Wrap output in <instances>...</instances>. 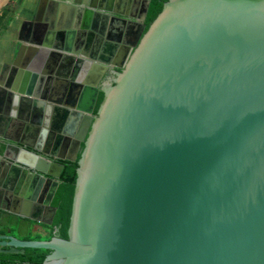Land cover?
Here are the masks:
<instances>
[{
  "label": "water",
  "instance_id": "water-1",
  "mask_svg": "<svg viewBox=\"0 0 264 264\" xmlns=\"http://www.w3.org/2000/svg\"><path fill=\"white\" fill-rule=\"evenodd\" d=\"M74 8L86 15L83 29L62 36L85 35L82 47H65L52 28L29 31L14 68L26 51L55 60L0 87V123L18 120L49 148L0 133L8 201L49 207L53 225L61 162L83 153L70 239L0 235V254L51 250L45 264H264V0H168L149 28L87 0ZM125 25L139 29L136 41L96 116L110 71L100 55L112 39L122 43L112 35ZM56 73L63 92L40 98L35 86ZM43 186L41 201L33 192Z\"/></svg>",
  "mask_w": 264,
  "mask_h": 264
},
{
  "label": "crops",
  "instance_id": "crops-1",
  "mask_svg": "<svg viewBox=\"0 0 264 264\" xmlns=\"http://www.w3.org/2000/svg\"><path fill=\"white\" fill-rule=\"evenodd\" d=\"M71 1V2H70ZM76 0H66L67 4H60L56 0H0V87L1 85H8L10 83L11 78L15 75H19V78L24 82L26 77V72L28 71L27 65H33L35 62L36 67H39L43 64H50L53 62L54 57L49 55L50 60L48 63L41 59L37 60L38 53H34L33 51H26L22 53L20 56L21 65H18V68L15 67V63H17V54L21 49V45H26L22 37H27L29 31L37 34L45 33L46 29L52 28L56 32H58L59 36L62 37L63 45L66 47H71V50H75L77 48H81L82 45L80 41L82 39H86L88 37L83 36V38L77 34H72L70 37L68 35L62 36V33L66 30H72L76 25L80 27L79 29H83V24L85 21V13L83 12L82 18L76 17L77 12L74 8V2ZM84 1V0H83ZM93 5H103L106 8L112 9L116 15L120 17H129L131 22H146L148 23V19L151 13V7L148 13V17L145 20L146 10H147V0H87ZM152 6V5H151ZM90 19L98 24L108 23L106 18L100 16L97 18L94 14L90 15ZM112 21H109V24ZM92 26H95L94 24ZM122 26V24H121ZM127 25H125L126 28ZM124 28V29H125ZM134 27H127L125 32L123 31L121 34L114 31L112 36L117 37L119 39L121 35L122 43L116 40L113 42L110 41L111 49L106 52V56L102 58L100 55L99 62L109 67L110 70L117 69V66L122 65L126 59L125 56L126 48L125 45H130L136 41L137 32L135 33ZM57 35V36H58ZM30 36V35H29ZM38 37V35H36ZM57 39V38H56ZM114 41H116L114 43ZM57 42V41H56ZM85 43V42H83ZM109 43V42H108ZM58 46H61V41L57 42ZM57 46V45H56ZM124 46V48H123ZM44 58V57H43ZM85 58V57H84ZM16 60V61H15ZM26 66L23 67V63H26ZM115 62V63H114ZM114 63V64H113ZM43 65V66H44ZM43 68V67H42ZM119 70V69H117ZM91 77L94 73L92 70L90 71ZM44 75V74H42ZM41 75V77H43ZM107 76V75H106ZM105 76V77H106ZM105 80V78H104ZM103 80V81H104ZM63 81L61 77L57 76V73L54 74L53 80L49 81V78L43 77L37 85L35 86L36 92L40 89V93L42 95H48L50 99H56L63 92ZM102 81V83H103ZM102 83L100 88L102 89ZM103 93V89H102ZM100 100V99H99ZM21 106V105H20ZM22 108L17 111V114L20 115ZM27 125L22 126L20 122L17 121H7L0 123V133L4 137L10 138L17 142H26L28 145H35L40 141L39 137H33V135L27 134ZM78 128H81L80 124ZM78 133V131L76 132ZM18 150L13 149L11 157H15V154ZM56 172V171H55ZM6 184V175L0 174V186H5ZM50 187V186H49ZM48 186H43V193L40 194V191L37 189L33 192V196L37 195V199L42 201V198L46 194ZM41 189V188H40ZM2 190V188H0ZM3 192L0 193V217L11 223L14 219L22 218L21 220L32 221L33 223H38L40 226V222L45 221L44 216L46 214L50 216L53 215L52 209L44 206L42 210L35 208L34 204H36L33 199L30 202L19 203L15 199H9ZM23 209V212H22ZM17 213L24 214L25 216H29L26 218L20 217ZM57 213V212H56ZM37 214V215H35ZM55 218V217H54ZM38 233V232H37ZM42 234V233H41ZM43 234L48 235V232H43Z\"/></svg>",
  "mask_w": 264,
  "mask_h": 264
},
{
  "label": "trees",
  "instance_id": "trees-1",
  "mask_svg": "<svg viewBox=\"0 0 264 264\" xmlns=\"http://www.w3.org/2000/svg\"><path fill=\"white\" fill-rule=\"evenodd\" d=\"M168 0H153L151 6V13L148 19L149 26L163 11L165 4ZM149 28V27H148ZM114 85V83H113ZM106 99V94H101L98 108L95 115L98 116L100 109ZM85 147L83 148V151ZM83 153H81L77 163L62 162L65 165V170L61 179V186L56 194L53 202V206L56 208L57 213L54 218L53 225H46L48 231V240H52L54 237H59L65 240L70 239V228L72 223V217L74 213V204L76 191L79 180L80 161ZM34 232H29L26 240H43V237H34ZM52 253L47 249H28L26 256H21L22 262L28 264H45L46 259ZM7 256V262L11 263L12 255ZM3 257V256H2ZM13 262V261H12Z\"/></svg>",
  "mask_w": 264,
  "mask_h": 264
},
{
  "label": "flooded vegetation",
  "instance_id": "flooded-vegetation-1",
  "mask_svg": "<svg viewBox=\"0 0 264 264\" xmlns=\"http://www.w3.org/2000/svg\"><path fill=\"white\" fill-rule=\"evenodd\" d=\"M148 27H149V23H148ZM119 71L120 70H117L115 68L114 70H110L107 73V76L105 77V80L102 83L103 92H104V89H106L108 86L113 85V83L115 82V79L117 78V72H119ZM39 91H40V89H39ZM43 96L44 95H42L40 93V98H42ZM43 141L44 142L42 143L43 144L42 148L44 151H46V149H49L48 145H47L48 140L44 139ZM39 143H41V142H38L37 144H35V146L37 147L39 145ZM10 153H8L9 157H11V155H12ZM66 162H68V161H66ZM61 164H63V163L61 162ZM35 215H37V214H35ZM23 218H26V217H23ZM21 219L22 218H19L17 220L14 219L13 221H11V223H9L0 217V223H2L4 225V229L0 231V235L11 234L20 240H26V237H27L29 232H34L35 234H41L40 232H48L46 225H50V224L46 223V222H52L50 214L47 216L45 214L44 219L46 222H44V221L40 222V224H42L41 226L38 223H33L32 221L21 220ZM10 231H11V233H10ZM4 249H7V248H4ZM5 255H12L13 256L12 257L13 262L11 261V263L10 262L8 263L7 262V256H5ZM22 255L26 256L27 252L24 254H0V264H28L27 262L26 263L22 262V259H21Z\"/></svg>",
  "mask_w": 264,
  "mask_h": 264
},
{
  "label": "rangeland",
  "instance_id": "rangeland-1",
  "mask_svg": "<svg viewBox=\"0 0 264 264\" xmlns=\"http://www.w3.org/2000/svg\"><path fill=\"white\" fill-rule=\"evenodd\" d=\"M40 233H43V232H40ZM35 236L34 237H43V240L42 241H48V235L46 234H34ZM36 235H41V236H36Z\"/></svg>",
  "mask_w": 264,
  "mask_h": 264
}]
</instances>
